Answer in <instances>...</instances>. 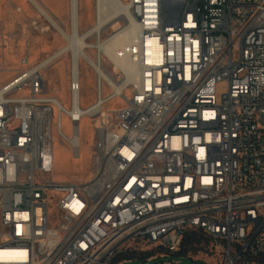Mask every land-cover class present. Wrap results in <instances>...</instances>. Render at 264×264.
<instances>
[{"label": "built area", "instance_id": "2783aa9c", "mask_svg": "<svg viewBox=\"0 0 264 264\" xmlns=\"http://www.w3.org/2000/svg\"><path fill=\"white\" fill-rule=\"evenodd\" d=\"M124 2L136 71L124 90L98 50L71 59L70 107L44 92L42 71L60 57L23 58L0 81V264H111L139 241L177 253L190 229L211 238L215 264H264V0ZM82 61L96 74L86 108ZM64 117L73 137L98 120L88 182L54 178L55 126L80 148Z\"/></svg>", "mask_w": 264, "mask_h": 264}, {"label": "rangeland", "instance_id": "374dc122", "mask_svg": "<svg viewBox=\"0 0 264 264\" xmlns=\"http://www.w3.org/2000/svg\"><path fill=\"white\" fill-rule=\"evenodd\" d=\"M45 4L55 12L57 26L53 25L30 0H0V69L1 84H5L23 70L21 60L28 58L30 66L36 65L47 59L66 45L67 35L72 34V20L70 14L71 0H43ZM80 24L79 32H84L96 22L97 0H80ZM122 10L112 15L117 16L102 32V39H106L129 24V19ZM97 36L93 35L90 43H96ZM89 55L97 56L96 48H87ZM72 53L68 51L57 61L50 64L42 71L45 79V94L57 97L68 107L71 105V93L69 90L70 68ZM82 56H81V59ZM83 62V61H82ZM103 66L114 72L115 63L106 55H102ZM82 107L92 105L96 99L95 71L86 63H82ZM110 87L105 86V94L109 93ZM123 105L121 98L113 99L105 106V110L113 111ZM260 122L264 124V117ZM97 119L85 117L80 124L81 155L75 156L74 149L58 133L57 126L54 128V153L55 170L54 178L58 181L77 180L82 183L88 182L94 172L93 155L95 153ZM63 132L69 138L74 135L72 122L64 117L62 120ZM136 252L151 251V257L144 261L136 260L134 263L128 260L116 262V264H215L219 261L218 250L212 241L201 238V243L196 244L186 255L169 253L162 248H152L139 241ZM134 250L133 246H125L123 252ZM201 261V262H199ZM113 264V263H111Z\"/></svg>", "mask_w": 264, "mask_h": 264}, {"label": "bare ground", "instance_id": "6f19581e", "mask_svg": "<svg viewBox=\"0 0 264 264\" xmlns=\"http://www.w3.org/2000/svg\"><path fill=\"white\" fill-rule=\"evenodd\" d=\"M30 2L34 4V6L39 10L40 14L43 15L48 21H50V23L55 26L58 25L55 19V12L51 10L43 0H30ZM97 2V16L95 24L86 31L79 32L76 25L80 24V0H71L70 9L72 20V34H66L68 45H66L64 48L60 49L44 61H41L42 63H39L41 66L45 67L47 66V64H49V62L61 57L68 51H71L72 57L75 61H77L81 59V56L91 54L86 51L87 48H96L99 53H104V55L110 58V60L115 63L116 68L121 69L126 74L125 82L121 84L115 81L110 71H104V69L102 68L106 80L112 83L117 92H120L121 90H124V86L126 84L133 83L136 76L134 66H132L131 63L127 62L128 47L134 37V22L131 21V15L129 13L128 6L125 5L124 0H97ZM119 10H122L121 14H125L128 17V19L130 20L129 24L106 39H101L94 44L90 43V41L88 40H90L93 35H96L98 38L102 36V32L105 30L106 26L115 18H117V16L112 18V15L117 13ZM100 61L102 63L101 57ZM100 61H96V64L98 65ZM97 107H95L94 109H96ZM75 140L79 142L80 147L76 149L77 152L75 156L77 157L81 155V141L78 134L73 137L72 142H75Z\"/></svg>", "mask_w": 264, "mask_h": 264}, {"label": "trees", "instance_id": "16d2710c", "mask_svg": "<svg viewBox=\"0 0 264 264\" xmlns=\"http://www.w3.org/2000/svg\"><path fill=\"white\" fill-rule=\"evenodd\" d=\"M206 238L207 241H211V238L203 231L198 229H190L185 232L182 242V248L177 254L186 256L196 244L201 243V238ZM151 251L147 252H136V251H128L121 252L114 260L113 264L116 262H121L123 260H128L134 263L136 260L144 261L146 258L151 257ZM201 262V261H199ZM206 264V263H205Z\"/></svg>", "mask_w": 264, "mask_h": 264}, {"label": "crops", "instance_id": "0c3cea01", "mask_svg": "<svg viewBox=\"0 0 264 264\" xmlns=\"http://www.w3.org/2000/svg\"><path fill=\"white\" fill-rule=\"evenodd\" d=\"M70 14H71V9H70ZM64 48V47H63Z\"/></svg>", "mask_w": 264, "mask_h": 264}]
</instances>
